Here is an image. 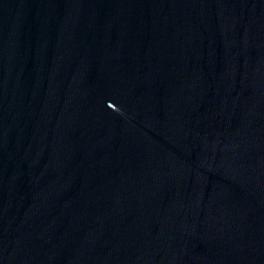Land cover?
<instances>
[{
    "label": "water",
    "instance_id": "1",
    "mask_svg": "<svg viewBox=\"0 0 264 264\" xmlns=\"http://www.w3.org/2000/svg\"><path fill=\"white\" fill-rule=\"evenodd\" d=\"M264 150V0H210Z\"/></svg>",
    "mask_w": 264,
    "mask_h": 264
}]
</instances>
